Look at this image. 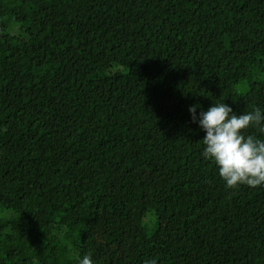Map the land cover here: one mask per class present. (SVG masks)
<instances>
[{"label": "trees", "instance_id": "16d2710c", "mask_svg": "<svg viewBox=\"0 0 264 264\" xmlns=\"http://www.w3.org/2000/svg\"><path fill=\"white\" fill-rule=\"evenodd\" d=\"M263 71L264 0H0V264H264L199 124Z\"/></svg>", "mask_w": 264, "mask_h": 264}, {"label": "clouds", "instance_id": "9594fccd", "mask_svg": "<svg viewBox=\"0 0 264 264\" xmlns=\"http://www.w3.org/2000/svg\"><path fill=\"white\" fill-rule=\"evenodd\" d=\"M189 111L193 122H197L196 106ZM199 124L206 132L202 139L203 156L215 163L226 188L264 186V139L249 134L252 129L264 133V112L260 108L237 115L225 102L214 103L200 113ZM79 264L94 262L91 255L86 254ZM146 264H156V261Z\"/></svg>", "mask_w": 264, "mask_h": 264}, {"label": "rangeland", "instance_id": "374dc122", "mask_svg": "<svg viewBox=\"0 0 264 264\" xmlns=\"http://www.w3.org/2000/svg\"><path fill=\"white\" fill-rule=\"evenodd\" d=\"M262 74L264 75V71L262 72ZM237 89L238 91H245L246 88L243 86V84H240L237 86ZM150 221L153 223L154 222V217L152 216L151 213H149V215L147 216V219H146V224L148 225V227H151L152 226V223H150Z\"/></svg>", "mask_w": 264, "mask_h": 264}]
</instances>
